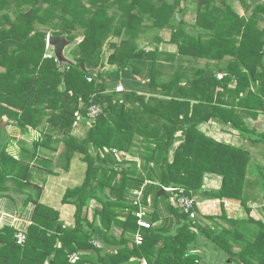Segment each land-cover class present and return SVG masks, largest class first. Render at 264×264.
Segmentation results:
<instances>
[{
	"label": "trees",
	"instance_id": "obj_1",
	"mask_svg": "<svg viewBox=\"0 0 264 264\" xmlns=\"http://www.w3.org/2000/svg\"><path fill=\"white\" fill-rule=\"evenodd\" d=\"M182 1L0 0V10L16 16L12 21L8 12L0 15V117L16 119L22 131L42 127V139L32 150L23 142L20 158L7 152L0 134V197L14 181L22 193L30 190L24 204L35 205L23 243L14 226L0 229V264H207L199 254L202 238L232 259L228 264H264L263 221L230 219L225 213L202 221L171 198L183 188L193 197L234 198L249 210L257 191L264 197V165L254 163L248 149L200 128L217 120L252 141L264 139V132L252 137L255 131L245 122L246 116L264 112V28L258 26L264 21V0L255 6L241 0L249 12L243 16L228 0H196L197 37L183 20ZM22 4L31 7L24 12ZM36 22L75 41L76 51L69 47L76 64L61 70L54 56L46 57L47 33ZM165 29L171 30L169 43L176 45L177 55L138 43L152 32L162 43ZM112 36L121 42L110 43L103 60ZM194 56L233 59L219 80L207 68L191 65ZM145 74L146 84L138 82ZM233 78L236 86L230 87ZM119 82L128 89L118 92ZM92 105L101 108L100 114L91 126L83 124L84 136L76 134L77 113L86 117ZM59 133L62 138H55ZM60 143L65 150L59 166L64 163L68 170L75 160L84 172L62 200L75 207L73 225L41 201L43 187L32 182V159L42 149L57 151ZM113 149L139 154L141 160H119ZM43 154L49 158L41 159L42 166L56 173L54 156ZM207 173L222 176L219 190L202 188ZM143 186V204L153 197L149 218L154 225L141 229L144 239L137 244L139 206L130 192ZM192 210L197 211L196 202ZM75 253L79 259L73 262Z\"/></svg>",
	"mask_w": 264,
	"mask_h": 264
},
{
	"label": "crops",
	"instance_id": "obj_2",
	"mask_svg": "<svg viewBox=\"0 0 264 264\" xmlns=\"http://www.w3.org/2000/svg\"><path fill=\"white\" fill-rule=\"evenodd\" d=\"M187 1L188 0H183L182 2H185V4H187ZM228 1L238 14L242 16L246 15L247 8L244 6L241 0ZM260 1L261 0H248V4H250L251 6H255ZM188 2L189 4H187L186 6H183V4L181 3V9H183L184 12L185 9L189 7L188 5H192L193 3H195V0ZM194 10L196 19V4L194 5ZM248 13L249 12H247V14ZM177 15H179V12L176 13V16ZM177 17L178 19H180V15ZM170 34L171 31L169 29H165L162 33L163 36L168 38L171 37ZM163 39V44H165L163 49L166 50L165 48H167V46H170V43L168 42V39ZM150 45L148 46L150 47ZM167 51H170L169 48L167 49ZM137 79L139 81V76L137 77ZM139 92L147 93L145 91H138V93ZM245 122L252 131H255V133L251 135L252 137L259 138L258 136H261L264 132V112L261 111L257 117L251 115L246 116ZM40 128L42 127H29L27 131H22V129L18 126V121L16 119L10 118L7 115H3L2 117H0V134L3 136L2 143L6 147L7 152L15 156L16 158H20L23 155L22 148L26 145L23 144V142H26L27 147L32 150L33 142L40 140V138L42 139ZM200 128L210 136L217 137L219 141L232 144L239 148L248 149L251 152L252 161L254 163L258 162L264 165V139L259 138L257 142L252 141L251 138L243 136L239 131L233 129L231 126H224L220 122L215 120L202 123L200 125ZM55 138H62L61 133L55 135ZM181 138L182 135L181 132H179L177 135L178 142L176 141L175 146L180 143ZM174 149L175 148H173L171 151V157L173 156ZM64 150L65 146L63 143H60L57 151H53L50 149L40 150V154L31 161V173L33 175L32 182L43 187L41 201L59 210L61 213L60 215L62 221H64L68 225H73L75 208L73 205L64 203L62 200L67 188L76 186L82 182L84 172L83 169H81V167L79 166L78 162H76L75 160L72 161L70 169L68 170L63 169L64 163L63 167L59 166V157L64 152ZM43 153L54 156V163L52 166H54V168L56 169V173L53 174L51 173V171L45 170V168L42 166L41 159L44 160V157H46ZM46 158L49 157L47 156ZM222 182V176L213 173H207L204 177L202 188L207 191L219 190L222 187ZM8 185L11 187V191H8L7 194H4L0 197V229H2L6 225H11L14 226L19 232L27 231L28 226L31 223L32 211L34 210L35 205L33 202H29L27 205H25L23 201L28 197V193L30 192V190H26L27 193H22V191L20 190V188H18L17 184H15L14 181H9ZM32 191L34 192V196H36L37 192L34 189ZM257 192L258 196L254 199H251V201L249 202V210L245 206H243L239 200L234 198L209 199L203 197L202 194H197L194 196L197 206V211L195 212L199 216L208 214L220 216L225 213L230 219L247 220L249 218H253L255 220H261L264 222V197L261 191ZM10 195H12L13 197ZM52 196L56 198L52 200ZM14 198L19 202L16 203L13 200ZM48 198H51L52 201H48ZM95 205L96 203L95 201H93L92 206ZM21 213L22 215H20ZM161 221L159 220L158 223H160ZM204 239L205 238L201 239V245H205V243H208L206 239V242H204ZM202 248L204 247H201V250ZM238 250L239 249L236 247L235 251ZM225 259V262H227V264L232 260L228 259V256L224 257L221 253L218 259L219 261L216 260L215 262H210V264H223L225 263ZM141 262L142 261H139V263L137 264H141Z\"/></svg>",
	"mask_w": 264,
	"mask_h": 264
},
{
	"label": "rangeland",
	"instance_id": "obj_3",
	"mask_svg": "<svg viewBox=\"0 0 264 264\" xmlns=\"http://www.w3.org/2000/svg\"><path fill=\"white\" fill-rule=\"evenodd\" d=\"M188 1H192V0H188ZM187 1V4H189V2ZM196 1V0H195ZM182 4H183V6L185 5H187V4H185V2H182ZM194 5H195V3H193L192 5L190 4V5H188L189 7L187 8V9H185V12L183 11V13H182V15H183V20H184V22L186 23V24H190V26H191V28L189 29L190 31H189V33L190 34H193V36H198L199 34V29H198V27L196 28L195 26H194V24H195V22H196V19H195V10H194ZM48 5L47 4H45L44 5V7H47ZM31 6H27L26 4H22V6L20 7V10L21 11H26V10H28L29 8H30ZM9 13V15H10V17H11V19H12V21H14L15 20V13L12 11V10H8V8H6V9H3V10H0V15H3L4 13ZM248 12V11H247ZM246 12V13H247ZM36 28H40L41 30H43V31H45L46 33H47V41H46V57H52V56H54V52H53V49L51 48V46L49 45V42H48V38H49V35L50 34H53V32L55 31V29H53L52 27H49L48 25H42V24H39V23H34L33 24ZM258 26H259V28H264V21L262 20V21H260L259 23H258ZM7 28H9V26H7ZM170 30V29H169ZM171 31V30H170ZM150 32V31H149ZM77 33H81V30H78V31H75V34H77ZM155 33H157V32H152V33H144L143 35H141L140 36V38H139V41H138V43L140 44V46H145V45H150V47H151V49H156V48H158V49H160V51H163L164 49V45L165 44H163L164 43V39L163 38H166V40L168 39V42H169V38L168 37H165V36H163V35H161V37H162V44L160 43H158V42H155V40H154V35L153 34H155ZM31 34H34V32H32ZM151 41H153V42H151ZM112 42H115V43H120L121 42V39H120V37H117L116 38V36L114 37V36H112L110 39H109V41L107 40L106 41V43H105V45H104V47H103V52H102V59L104 60H106L107 58H105L106 57V55H104V51L106 52V51H108V50H111L112 49V47H110L109 46V44L110 43H112ZM74 46V48H73V50H75L76 49V47H75V45H72V47ZM72 47H69L67 50H66V55L68 56V57H70L71 59H73L74 58V56H75V53L73 52V50L72 51H70V49H72ZM149 47V48H150ZM169 48V50L170 51H167V49ZM166 50H164V52L165 53H167V52H173V54H178V48L176 47V45H173L172 44V46H171V43H170V46H167V48H165ZM76 51V50H75ZM163 52V53H164ZM106 54V53H105ZM55 57V56H54ZM191 58H193V60H192V63H191V65H194L195 67H197V68H200V67H202V68H207V70H209V71H212V72H214L215 73V75L217 76V78L219 79V80H221L225 75H226V70H225V68H226V66H228V63H229V61L231 60V59H233V57L232 56H226L224 59H221V60H219V59H215V60H212V59H208V58H202V57H191ZM208 63V65L206 66V64ZM0 70H4V68L3 67H1L0 66ZM142 82L143 84L145 83L146 84V82L148 81V79H147V75L145 74L144 75V77H140L139 76V81L138 82ZM119 83H121L126 89H128L127 88V86L124 84V83H122V82H119ZM236 85V79L235 78H233L232 80H231V82L229 83V86L231 87H234ZM117 86V85H116ZM254 87V89H256L255 88V86H253ZM116 88V87H115ZM150 94V93H149ZM215 121H217V120H215ZM83 122L84 121H78V122H76V124H75V126L77 127V128H75V133L76 134H79V135H83L84 136V131L86 130L85 129V127H86V125H83ZM222 124V123H221ZM222 125H224L225 126V124H222ZM87 128V127H86ZM209 135V134H208ZM213 137V136H212ZM215 139H217V137H214ZM178 140V139H177ZM218 140V139H217ZM178 142V141H177ZM176 145V144H175ZM134 148H138L137 146H134ZM118 150V149H117ZM135 150V149H134ZM116 156H117V158L119 159V160H122V159H125V158H127V159H138L139 161L141 160V158H140V156H139V154H130V153H126L125 154V152H121L120 150L119 151H117V153H116ZM77 177V176H76ZM77 179V178H76ZM66 184V183H65ZM65 184H63V185H65ZM68 184V183H67ZM142 188H144V186L142 187ZM141 188V189H142ZM141 189H139V190H141ZM134 190H138V189H132L131 191H134ZM130 193H132V192H130ZM56 197H54V196H52V200L53 199H55ZM57 198H58V196H57ZM131 199H132V195H131ZM149 199H151L152 201H151V204L149 205V206H147V208L150 210V212L151 211H153V209H154V207H153V197L152 196H150L149 197ZM51 200V198H48V201H52ZM73 207V206H72ZM75 208V207H74ZM61 214V213H60ZM61 216V215H60ZM205 216L206 215H203V217H200V219L202 220V221H204V220H206V219H204L205 218ZM198 218V217H197ZM155 224H159L158 222L157 223H155ZM205 240V239H204ZM204 242H206V240L204 241ZM202 247H204V248H202V252L200 253V250H199V254L201 255L202 254V256H203V259L204 258H206V261H207V264H210V262H215L216 260H218L219 259V256H220V254L222 253L218 248H216V247H214V245L212 244V243H210L209 241H208V243H206V245H204V246H202ZM216 248V249H215ZM236 249V248H235ZM219 261V260H218ZM226 261V259L224 260V262ZM142 262H144V260H142ZM141 262V263H142ZM215 264H217V263H215ZM223 264H227L226 262L225 263H223Z\"/></svg>",
	"mask_w": 264,
	"mask_h": 264
},
{
	"label": "built area",
	"instance_id": "obj_4",
	"mask_svg": "<svg viewBox=\"0 0 264 264\" xmlns=\"http://www.w3.org/2000/svg\"><path fill=\"white\" fill-rule=\"evenodd\" d=\"M89 81H92V77H88ZM116 90L118 92H122L125 90V87L119 83L116 86ZM101 112V108L98 105H92L89 108L88 114L86 117H84L80 111L77 113V122L84 121L83 124H86L88 126H91L92 124L95 123L98 115ZM117 149H113V153H117ZM122 152V151H121ZM168 191H175V188L173 187H167L166 188ZM178 193L176 192L171 198L172 202L174 205L179 207L180 209L184 210L185 212H190L191 217L194 218L196 216V212L192 210V208L195 205V199L193 196H189L188 194L185 193V190L183 188L178 189ZM143 188L141 190H134L132 191V203L136 206H139L138 210L135 212V215L138 219V224L140 226V229L134 234V240L137 244H141L143 242L144 236L143 233L141 232V229L143 228H150L151 226L154 225V223L151 222L150 220V210L147 208L151 204V199L148 198V205L143 204ZM152 212V211H151ZM18 241L20 243H23L24 240L26 239V231H21L17 235ZM79 259V254H73L71 256V260L75 262L76 260ZM141 264H149L146 260L142 262Z\"/></svg>",
	"mask_w": 264,
	"mask_h": 264
},
{
	"label": "water",
	"instance_id": "obj_5",
	"mask_svg": "<svg viewBox=\"0 0 264 264\" xmlns=\"http://www.w3.org/2000/svg\"><path fill=\"white\" fill-rule=\"evenodd\" d=\"M48 42L51 48L53 49L54 56L58 63L59 69L64 70L65 64H76L73 59L66 55V49L75 43L74 40H70L66 34H50Z\"/></svg>",
	"mask_w": 264,
	"mask_h": 264
}]
</instances>
